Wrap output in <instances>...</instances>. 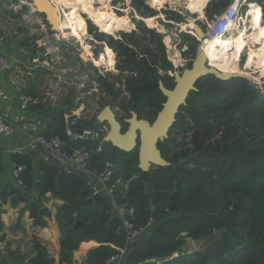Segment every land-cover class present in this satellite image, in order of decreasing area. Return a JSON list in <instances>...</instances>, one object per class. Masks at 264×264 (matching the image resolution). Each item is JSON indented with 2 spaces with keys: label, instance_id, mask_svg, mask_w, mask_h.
Masks as SVG:
<instances>
[{
  "label": "trees",
  "instance_id": "16d2710c",
  "mask_svg": "<svg viewBox=\"0 0 264 264\" xmlns=\"http://www.w3.org/2000/svg\"><path fill=\"white\" fill-rule=\"evenodd\" d=\"M248 1L261 5L264 16V0ZM143 2H134L145 9L146 13H140L144 17L156 15ZM221 10L212 13L207 9L206 16L211 17ZM139 27L141 36H125L130 38L129 42L115 41L105 34L97 36L100 41H109L121 59L118 70L126 75L123 91H117L114 85L104 82V78L100 80L109 99L101 107L120 109L127 118L135 112L140 119L153 121L166 101L159 89L162 77L157 63L161 59L154 56L151 62L148 60L151 53L140 54L138 48L155 44L156 50L162 53L165 70L173 68L165 60L166 49L155 31L142 22ZM88 29L94 32L93 28ZM185 55L190 59L196 56L192 57L190 52ZM196 87L198 92L191 93L187 105L181 108L169 139L159 146L170 167H153L148 180L143 181L135 156L138 151L124 154L106 146L104 154L91 155L89 168L102 172L105 163L111 161L118 172L115 176L127 183L120 198L135 208L132 218L135 225L145 227L151 219L159 223L152 235L147 234L140 245L131 250L129 263L165 259L177 253L179 257L164 264H264V94L259 95L241 78L223 82L208 76ZM80 123L95 126L93 122ZM56 132L45 138H61L68 152L82 148L93 151L97 147L95 142L69 140L64 124ZM177 136H181L180 142L176 141ZM17 166L25 167L20 178L30 193L31 164L24 160ZM35 186L41 197L50 193L64 201L57 213L63 236L64 264H71V254L83 243L100 244L89 252L87 264L106 263L116 250L105 244L119 247L125 243L126 233L121 222L111 216L107 199L100 196L89 203L94 191L77 174L60 173L58 167L48 164L38 175ZM150 200L158 205L154 212L150 211ZM35 201L32 217L44 225L48 208L40 199ZM233 203H237L238 210L230 212ZM2 228L0 218V231ZM218 230L224 232L204 253L185 254L183 241H178L182 234L199 239L211 237ZM36 247L38 254L30 264H54L37 243Z\"/></svg>",
  "mask_w": 264,
  "mask_h": 264
},
{
  "label": "rangeland",
  "instance_id": "374dc122",
  "mask_svg": "<svg viewBox=\"0 0 264 264\" xmlns=\"http://www.w3.org/2000/svg\"><path fill=\"white\" fill-rule=\"evenodd\" d=\"M134 2H130V0H58L59 4L68 9V11H65L66 17L63 22L67 28L72 27V29L69 31L67 30V32L73 33L75 37L81 39H71L69 42L65 43L67 47L64 48L65 50L62 53H60V61L54 60L52 55H49L47 59L50 60L49 63L50 66H52V71H49L47 80L60 85L59 89L62 97H60L59 102L68 99H70V101L72 100V104L74 105L73 110H75L77 106L79 107L81 104H84V106L88 108V112L86 111L87 113H85V116L90 118V121L93 122L94 125L98 124L97 117L101 113V109H103L101 106L106 102L103 97L100 80L104 78V82L114 85V88L117 91H123V84L126 79V75L121 74L118 70V66L121 62L120 57H118V55L115 54L116 52L112 50L107 39L101 41L97 39L98 34H105L108 37H112L115 41L123 40L129 42L130 38H125V36H141V32L138 28H140L139 23L142 22L148 29L154 30L156 35L159 36L158 38L161 39L166 49L165 60H167L173 68V63H176L177 61V59L174 58L175 54L187 58L185 53L190 52L192 57L195 54L197 56L198 48L200 46V42L196 38L183 31V29L187 28V19H197L199 15L206 14L207 9H209L210 12L215 13L218 10L225 8L231 0H212L205 9V6L201 5L204 0L195 2L192 5L190 0H144L142 4L156 12V15L153 17H144L140 12H145V9L142 6L139 8V5H135ZM129 3H131V8L134 9L135 12L130 9ZM256 7L259 6H255L254 8ZM246 9L247 8H245V10ZM28 10L29 9L26 10V13ZM107 14L109 15L108 22H102ZM252 14L254 17L256 33L248 42L251 44L256 43L258 45L254 50L255 52L250 55L248 61L249 65L247 64L248 53L246 51L240 55V63H236L237 68L234 69L232 73L237 72L247 76L249 86L261 95L260 91L255 88L254 84L256 82L257 84L264 82V42L261 40L264 36V27L260 24L262 14L259 11L257 12V10ZM80 18H83V24L86 22V29L83 25L85 30L84 33L80 31L81 26L76 25V22ZM29 19L30 20L27 21L19 19L16 21L17 23H14L18 26V29L22 30L21 32H23L24 35L31 36L30 39H32L33 45L36 46L35 49L39 51L41 49V52L45 54L47 52L46 47H53L51 40L52 29L49 25L46 27L44 26L43 28V24L40 23L41 21L37 15L32 16ZM91 19L99 23V26H97L99 28L93 24ZM69 20H72L71 24L69 23ZM89 27L94 29L93 33L89 32ZM63 44L64 43H62V45ZM245 45L246 40L243 38L238 42H234L228 55L230 57L234 54L238 55ZM95 47L96 49H94ZM108 51H111L112 55H109ZM138 51L140 54L151 53V56H148V60L151 62H153L152 57L154 56H158L159 59H161L159 60L160 63H157V67L160 69L159 74L161 75L165 86L168 87V89H172L175 85L174 77L170 76V70H165L163 56L161 55L162 53H159L156 50V45H151L150 43L143 44L141 45V48H138ZM105 52H107V55L103 60L100 61L99 58L98 60L96 59L98 54L102 55L105 54ZM92 55L94 62L88 61ZM83 56L86 57L84 62L80 59V57ZM196 56L194 58H196ZM110 60L113 61V63H111ZM96 88L98 92L95 90ZM49 89H51V87H49ZM96 102L98 103L97 105ZM115 112L120 119H127L122 110L116 109ZM150 121L153 122L154 120L152 121L151 119ZM104 126L109 130L108 125L104 124ZM125 129H127V127ZM180 139L181 136H177L176 141L180 142ZM135 154L138 158V152H135ZM126 161H128V159H126ZM190 168L193 167L190 166ZM235 204L237 203L231 205L230 212L235 210ZM150 205V211L154 212V209H157L158 205L152 200H150ZM176 207L177 206L175 205L174 208L176 209ZM111 210L113 211L112 207ZM162 218L163 220L165 219L164 216ZM148 225L149 226L146 227L149 230L146 229L145 235L146 233L152 235L155 230H157L159 223L157 224L151 219L150 224ZM219 231L221 230L214 231L211 237H201L199 239H194L187 234H182L178 241H183L184 244L182 250L185 254L204 253L207 248L211 246V243L217 239L211 238ZM124 246L125 243L122 246H116L115 253L109 259L114 257L117 254V251L124 248ZM176 254H173L169 258H165L166 263L171 262L173 259L180 256L179 254Z\"/></svg>",
  "mask_w": 264,
  "mask_h": 264
},
{
  "label": "crops",
  "instance_id": "0c3cea01",
  "mask_svg": "<svg viewBox=\"0 0 264 264\" xmlns=\"http://www.w3.org/2000/svg\"><path fill=\"white\" fill-rule=\"evenodd\" d=\"M27 9L29 7L26 1L0 0V53L6 56L11 65V69L0 76L5 93V96L0 98V113L33 135L51 137L61 125L64 124L66 129V120L74 105L72 100L68 99L54 106L39 103L29 106L26 110L20 106V95H29L40 101L51 87V81L47 80L49 71H52L50 60L47 59L49 55L46 56L47 52L44 54L41 49H35L31 36L24 35L15 24L19 19L29 20L31 15L29 10L26 13ZM51 40V48L62 46V43L54 38L51 37ZM43 56H46L44 62L35 61ZM37 147L38 145H33L25 134H0V218L3 224L0 231V264H30L38 254L36 243L54 260V264H64L63 236L57 222V213L64 201L50 193L40 196V191L35 186L38 183V175L43 173L48 164L53 165V159L49 148L38 150ZM24 160L29 161L32 168L28 172L33 184L30 193L13 175L15 167ZM53 166L58 167L60 173L77 174L93 191L96 188L95 179L77 166L61 163ZM94 198L93 193L89 200ZM39 199L48 208L43 218L44 225H40L31 212L33 202ZM105 245L116 250L113 244ZM99 246L95 241L83 243L71 254V264H87L89 252ZM140 263L164 264L166 260L155 258Z\"/></svg>",
  "mask_w": 264,
  "mask_h": 264
},
{
  "label": "built area",
  "instance_id": "2783aa9c",
  "mask_svg": "<svg viewBox=\"0 0 264 264\" xmlns=\"http://www.w3.org/2000/svg\"><path fill=\"white\" fill-rule=\"evenodd\" d=\"M21 1L27 2V0H21ZM50 1L56 7L60 20L64 21L66 17L65 11H68V9L62 6L61 4H59L58 0H50ZM134 1L136 0H130V2H134ZM211 1L212 0H207L205 7ZM27 3L29 7V14L31 15V17L37 15L39 16V19L41 21L40 23L43 24V28L44 26L46 27L47 25L51 27V25L48 24L46 18L44 16L42 17L39 10L31 3L29 2ZM129 6L130 9H132L131 3H129ZM255 6H259L262 9L260 5L249 2L248 0H232V2L226 8H224L223 10H221L216 14H213L211 17L206 16V14H202L199 15L197 19L194 20L187 19L188 30L186 28L183 29V31L193 36L200 42V46L198 48L197 54L201 51H204V47L206 45L203 44V41L199 39L198 36L195 34L194 32L195 24L201 26V28L204 31V37L208 38L209 40L215 38L227 39L231 37L243 38L244 40H246V45L243 46V48L238 53L237 63H240L239 60L240 55L247 51L248 53L247 64L249 65L248 61L250 59V55L253 54V52H255L254 50L258 45L256 43L251 44L248 42L250 39H252L251 37L256 33L254 17L252 14V10ZM245 8L247 9L245 10ZM114 10L117 11L116 9ZM132 10L135 12L134 9ZM31 17H28V19ZM192 24L193 26H191ZM260 24L263 25L264 27L263 11H262ZM51 29H52L51 37L54 38L56 41L64 44L62 46L57 45L54 48H48L46 56L52 55L54 60L60 61L61 57L59 55L65 50L64 48L67 47L65 43L69 42L71 39L77 40L81 38H77L73 35V33L67 32V30L69 31V27L64 28V26L61 25L57 29L52 27ZM261 40L264 42V36L262 37ZM94 49H96V47ZM227 52L229 53V51ZM106 53L107 52H105V54L102 55L98 54L96 59L98 60L99 58V60H101L103 56L106 57L107 55ZM174 58H176L177 61L176 63L172 62L173 71H170L169 73L171 77H174L175 74L178 72H183L185 69L189 67V63L192 62V59L183 58L180 55L178 56L176 54ZM80 59L82 62H84L83 57H80ZM223 59H225V57H223ZM35 61L39 62V59H36ZM88 61L94 62L93 55ZM208 64L210 65L209 58H208ZM10 69H11L10 62L3 53H0V76L6 74ZM254 85L255 88L259 90L260 94L262 95L264 93L263 90L264 82L260 84H257L256 82ZM59 87H60L59 84H55V83L51 84V89L48 90L47 93H45V95L42 97L40 101L29 95H20L19 101L21 108L23 110H26L29 106L37 105L39 103H43L46 105H53V106L57 105V103H59L60 101V97H62ZM95 90L97 91V88ZM102 92H103L104 100L106 102L109 101L108 95L106 91L103 90V88H102ZM4 96L5 93L3 89V83L0 80V98H3ZM97 104L98 103L96 102V105ZM87 110L88 108H86L84 104H81L79 107L77 106V108L71 112V115H69L66 120L65 135L71 141L81 140V141H91L97 143V147L93 151H89L82 148V149H76L72 152H68L66 150L67 144L61 138L54 137L51 139H47L44 136L33 135L26 128L22 127L20 124L14 121H11L1 113H0V134L4 136L25 134L29 137L33 145H41L44 148H49L51 151L52 159H55L64 165L67 164L75 165L81 171L89 174L92 178H95L97 184H96V188L94 189V196L99 195L107 199V201L109 202V204L113 209L112 211L113 216L116 217L121 222L122 229L126 233L124 248L119 249L117 251V254L111 259H109L105 264H135L128 262L129 254L133 249L132 245L139 239V237L142 235L145 236L146 227L144 226L137 227L135 225V223L132 221V218L135 216V209L131 207L129 204L122 202L123 199L120 198V196L127 188V183L124 181L122 177L115 176L116 175L115 165L111 161H107L105 163L104 170L102 172H99L97 170H90L89 159L91 155L92 154L102 155L105 152V147H106L105 138L109 130L105 128L104 124L100 123L98 117H97L98 124L93 127H88L81 124L80 123L81 121L91 122L90 118H87L85 116V113L88 112ZM75 125H81L85 128V130L82 131L81 134H78L77 131L73 129V126ZM24 169H25L24 166H16L13 172L14 177L21 186H23V181L21 180L20 175L24 171Z\"/></svg>",
  "mask_w": 264,
  "mask_h": 264
},
{
  "label": "water",
  "instance_id": "95a60500",
  "mask_svg": "<svg viewBox=\"0 0 264 264\" xmlns=\"http://www.w3.org/2000/svg\"><path fill=\"white\" fill-rule=\"evenodd\" d=\"M27 2L34 5L40 14L46 18L48 24L52 28H55L59 15L56 7L50 0H27ZM194 32L203 41V44H208L209 39L204 37V31L200 25H194ZM45 60L46 58L43 56L39 59V62L42 63ZM208 76H213L223 82L238 78L248 80V77L242 73L224 74L217 68L211 67L208 64V57L205 52L201 51L189 63L187 69L175 74V85L172 89L166 88L163 81H160L159 89L166 101L163 103L162 110L153 122L140 119L135 112H132L131 117L125 119L122 123L118 119L114 109L111 106H106L98 116L100 123L106 124L109 127L105 138V146H111L126 154L138 151V169L141 172L143 181L148 180L153 167H170V163L162 155L159 147L160 143H164L169 139L181 108L187 105L191 93L198 92L197 83ZM123 124L127 129H125L126 127L124 128ZM73 129L78 134H81L85 130L81 125H75ZM37 149L42 150L43 147L38 145ZM51 163L53 165H60V162L55 159ZM99 197V195H96L94 199L89 200V203H92ZM234 208L238 210V205L235 204ZM223 232L224 230L219 231L211 239L220 237ZM144 238V235L140 236L132 245V248L136 249ZM135 264H140V262H136Z\"/></svg>",
  "mask_w": 264,
  "mask_h": 264
},
{
  "label": "bare ground",
  "instance_id": "6f19581e",
  "mask_svg": "<svg viewBox=\"0 0 264 264\" xmlns=\"http://www.w3.org/2000/svg\"><path fill=\"white\" fill-rule=\"evenodd\" d=\"M190 1H191L190 2L191 5H192L195 2H198L200 0H190ZM206 2H207V0H204L203 4H201V5L205 6ZM256 9H259L261 14H262V9L260 7L254 8L252 13L255 12ZM108 20H109V15L107 14L103 18L102 22H108ZM71 21L72 20H69L70 24H71ZM83 21H84L83 18H80L76 22V25L81 26L80 31H82V33L85 32V30L83 28V25H84ZM91 21L95 24V26H99L98 25L99 23H97L95 20L91 19ZM61 25L65 26L64 22L58 18L55 29L59 28ZM192 26H193V24H192ZM71 29H72V27H69V30H71ZM240 40H241V38H234V37L227 38V39H224V38L210 39L208 44L204 47V52H205L206 56L209 58L210 65L214 68H217L218 70H220L224 74H237V72L232 73V71L237 68L236 63H237L238 55L234 54L233 56L230 57L228 55L229 53L227 51L230 52L232 47H233L234 42H238ZM108 54L112 55V52L108 51ZM223 57H225V59H223ZM83 58L86 60V57L83 56ZM103 59H104V56L101 58V60H103ZM110 62L113 63V61H111V60H110Z\"/></svg>",
  "mask_w": 264,
  "mask_h": 264
},
{
  "label": "flooded vegetation",
  "instance_id": "af4514ba",
  "mask_svg": "<svg viewBox=\"0 0 264 264\" xmlns=\"http://www.w3.org/2000/svg\"><path fill=\"white\" fill-rule=\"evenodd\" d=\"M118 116V115H117ZM118 119L123 123L125 119H120V117L118 116ZM124 128L126 127L124 124H123Z\"/></svg>",
  "mask_w": 264,
  "mask_h": 264
}]
</instances>
